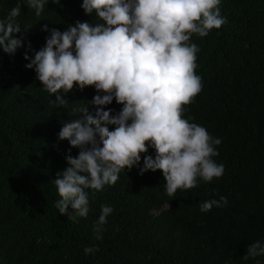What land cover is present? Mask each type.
Returning a JSON list of instances; mask_svg holds the SVG:
<instances>
[{"label":"trees","instance_id":"1","mask_svg":"<svg viewBox=\"0 0 264 264\" xmlns=\"http://www.w3.org/2000/svg\"><path fill=\"white\" fill-rule=\"evenodd\" d=\"M82 2L49 0L40 17L22 4L15 38L23 37L24 46L15 55L0 49V264H264V255L243 259L250 244L264 245V0H221L226 23L190 41L199 48L202 91L183 106L182 118L221 140L214 159L224 165L223 176L170 196L162 171L140 174L142 154L114 186L85 189L89 214L71 220L56 207L53 181L68 167L69 151L76 157L79 149L58 134L98 93L75 86L57 108L24 57L34 59L46 45L44 25L64 31L77 21L96 23ZM16 3L0 0V20ZM108 109L116 115L122 105L114 100ZM146 155L155 158V149ZM221 196L227 206L200 210ZM102 205L113 212L97 239ZM86 247L99 251L85 254Z\"/></svg>","mask_w":264,"mask_h":264},{"label":"clouds","instance_id":"2","mask_svg":"<svg viewBox=\"0 0 264 264\" xmlns=\"http://www.w3.org/2000/svg\"><path fill=\"white\" fill-rule=\"evenodd\" d=\"M49 0H17L7 17L0 20V49L15 55L23 47V37L17 39L22 27L16 21L21 5L26 4L40 17ZM58 0H52L56 3ZM221 0H83L82 9L94 15L96 23L77 21L60 31L44 25L49 32L46 45L34 53L25 54L43 88L53 97L51 103L64 108V98L78 86L81 91L94 87L98 93L81 106L80 115L65 122L58 138L78 148L76 157L69 151L68 167L53 181L60 199L56 207L69 219L86 218L89 198L85 189L102 191L114 186L122 170H131L145 154V172L162 171L166 192L174 196L178 190H191L199 181L210 183L221 178L223 164L213 138L206 128L183 119L185 105L194 102L202 91L201 78L195 74L199 48L190 43L193 34L206 37L220 29L226 19L221 16ZM98 21V22H97ZM25 30V29H24ZM27 31V30H25ZM31 50V45L29 44ZM122 105L116 115L106 110L113 101ZM109 125L115 126L114 130ZM149 146L155 158L146 155ZM228 200L205 201L202 212L213 207H225ZM69 207L73 209L68 212ZM113 208L101 206V215L94 231L96 238ZM99 251L86 247L85 254ZM264 255L260 241L247 248L249 257Z\"/></svg>","mask_w":264,"mask_h":264}]
</instances>
